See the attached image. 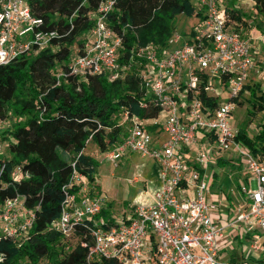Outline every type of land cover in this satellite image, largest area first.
I'll use <instances>...</instances> for the list:
<instances>
[{"label": "built area", "instance_id": "obj_1", "mask_svg": "<svg viewBox=\"0 0 264 264\" xmlns=\"http://www.w3.org/2000/svg\"><path fill=\"white\" fill-rule=\"evenodd\" d=\"M194 1L201 14L186 37L174 30L166 40L167 47L160 51L148 44L134 48L140 65L135 72L145 90L138 103L145 106L147 100L160 112L157 117L141 120L123 111L120 125L126 124L124 134L105 152L114 165L130 152L155 163L159 184L152 202L134 205L108 223L98 216L103 197L89 194L86 181L76 171L72 169L68 183L61 187L59 215L47 229L66 237L75 225L89 220L90 243L80 242L87 248L85 264L99 259L119 264H248L244 259L218 256L224 228L236 222L250 233V247L262 250L263 244L261 248L257 244L264 242V158L258 159L235 139L237 128L229 121L249 73L257 72V51L242 25L234 26L224 11L230 0ZM252 1L232 0V6ZM113 2L102 0L90 13L92 25L85 33V42L73 49L64 67L51 70L54 84L67 76L86 79L103 71L109 73V80L123 76L125 67L117 62L121 36L105 21ZM41 25L26 0H0V65L36 53L58 37L55 30H44ZM224 91L227 98L217 102ZM201 94L213 96L215 104H205ZM146 125L159 127L163 139L154 141ZM6 126L0 115V132ZM8 140V136L0 137V177ZM190 149L193 154L186 160L185 150ZM213 151H232L242 159L243 172L249 178L237 185L238 213L224 225L216 223L218 206L207 197L205 169L213 160ZM10 175L13 179L21 176L19 165ZM73 186L76 189L71 190ZM33 219L22 195L4 199L0 204V238L8 237L21 245L28 238Z\"/></svg>", "mask_w": 264, "mask_h": 264}, {"label": "trees", "instance_id": "obj_2", "mask_svg": "<svg viewBox=\"0 0 264 264\" xmlns=\"http://www.w3.org/2000/svg\"><path fill=\"white\" fill-rule=\"evenodd\" d=\"M100 1L26 0L31 14L41 19V28L55 30L58 37L36 53L20 55L0 65V115L7 123L0 137L11 138L4 151L7 158L0 177V204L20 194L24 207L34 214L28 238L21 245L8 237L0 238V264H25L27 260L29 264H39L46 259L51 264H85L87 248L80 242L90 243L89 220H84L88 225H75L66 237L47 229L59 215L61 187L68 183L73 169L93 195L97 161L83 151L85 144L91 142L100 152L112 149L124 134L117 121L123 111L141 120L158 116L157 105L147 100L145 106L138 103L145 90L135 72L140 65L133 50L147 44L158 51L166 48L178 16L201 14L193 0H114L105 21L121 36L117 62L125 67L123 76L109 80V73L103 71L86 79L67 76L54 84L50 71L66 65L74 45L82 46L79 37L91 27L90 13ZM251 5L264 22V0H253ZM224 11L234 26L248 25L245 13L233 7L232 0ZM242 89L255 97L249 84L245 83ZM200 98L209 106L215 104L211 95L201 94ZM259 99H247L252 109L264 108ZM235 139L258 159L264 158V123L251 137L243 126L238 127ZM224 162L216 159L217 164ZM16 165L21 176L13 179L10 173ZM108 214L104 204L98 216L110 223ZM92 264L119 263L99 259ZM256 264H264V255L256 259Z\"/></svg>", "mask_w": 264, "mask_h": 264}, {"label": "rangeland", "instance_id": "obj_3", "mask_svg": "<svg viewBox=\"0 0 264 264\" xmlns=\"http://www.w3.org/2000/svg\"><path fill=\"white\" fill-rule=\"evenodd\" d=\"M236 2L237 4L239 3V1ZM238 9L245 13L249 21L248 25L243 27V29L246 30L248 28L252 38H258V35L262 36L259 41H256V39L251 40L252 46H254L253 48L256 50L258 47L255 66L259 65L261 71L255 76L253 83L249 84V88L253 89L256 98L259 99V96H261L259 100L264 102V22L251 3L249 5L241 3L238 5ZM198 17L178 16L174 23L176 32L186 37L191 27L195 26L197 23ZM247 36H249V34ZM79 38L83 44L85 42V33ZM255 41L258 44H256ZM74 47L75 45L72 48L75 49ZM242 92V96L239 100L240 103L235 104L229 121L233 127L238 128L243 126L246 135L251 137L260 130L261 124L264 123V108L252 109L247 99L251 97L254 99L255 97L251 96L247 89H244ZM227 95L228 93L224 91L216 101L219 102L227 98ZM117 121H120V117L117 118ZM125 125L126 124H121L122 129H124ZM207 147L210 146L208 145ZM83 151L97 161L93 174V184L95 188L92 192L103 197L107 212L114 216H118L127 213L129 208L134 205L144 204L143 201L145 197L148 198L149 192H151V186L146 185L144 182L145 177L149 176L147 172L150 167V161L147 158L140 157L136 152H130L126 158H120L116 165H114L106 158L105 152L98 151L96 146L91 142L85 144ZM210 155L213 159L216 156L225 158L224 163H218L217 165L210 160L211 162H209L207 166L210 168L209 171H214L216 174L213 178V185L211 188H213L214 191L221 190L226 195L228 194L229 197L228 200V198H225L223 195L222 197L215 196L214 200L216 205L218 209L224 212L227 210L223 206L230 205L231 211L229 214L233 219L238 213L239 198L236 192V186L239 183L238 179L243 178V161L240 157L233 156L232 151H220L218 153L217 151H213ZM209 171L207 174L210 173ZM132 178H135V180H132ZM218 186H220V188H218ZM100 218L102 217L100 216ZM237 225L239 226L241 224H237L236 222V226ZM233 231L236 233V230L233 229ZM247 239L244 237L241 238L240 243L235 239L230 244L231 247H228L229 249L225 247L222 250L221 256L227 258L230 250H236L237 252L241 251L243 259H245L248 264H256V259L264 255V246L258 241L257 245H259V248L262 246V250H253L249 247L250 237L248 240ZM27 262L28 263L25 264H29L28 260ZM38 263L51 264L49 259H46L44 262L43 260L42 262L38 261Z\"/></svg>", "mask_w": 264, "mask_h": 264}, {"label": "crops", "instance_id": "obj_4", "mask_svg": "<svg viewBox=\"0 0 264 264\" xmlns=\"http://www.w3.org/2000/svg\"><path fill=\"white\" fill-rule=\"evenodd\" d=\"M244 32H245L246 36L249 34L250 37L249 36L248 37L251 38V40L252 39H256V41H259L261 39V37H262L261 35H258V38H252V36L250 35V32H249L248 28L246 30H244ZM256 41H255V43L258 44ZM257 50H258V47L256 48V51ZM260 71H261V69H259V65H258L257 72L251 71L249 73V78L246 81V83L247 84L253 83V81L255 79V76H257ZM147 129L149 130V132H150V134H151V136H152V138H153L154 141L160 142L163 139L164 134H163V132L161 131V129L159 127L151 126L150 125V126H148ZM128 154L129 153H127L126 155H124L123 158H126ZM192 154H193V152H192L191 149L190 150H185L184 158L186 160H188L189 158H191V155ZM217 158H221V159L225 160V158H223L221 156H216L212 160L215 165H217V163H216V159ZM148 160L150 161V167H149V170L147 172V174L149 176L148 177H145L144 182H145L146 185L151 186V192H149V197L148 198L145 197V199L143 201L144 204H149V203L152 202V194H153V191L155 190V188L159 184V179L157 178V167H156L155 163L151 159H148ZM209 170H210V168H208V166H207L206 169H205L206 175L208 177V182H207V190H208V193H207V197L210 198V199H214L215 196L222 197V195H223L225 198L227 197L228 200H229L228 194L226 195L221 190H218V191L215 190L214 191L213 188H211V186L213 185L212 184L213 178L215 177L216 174H215L214 171H209ZM208 171L210 172L209 174H207ZM248 180H249V178L247 177V174L244 173V172H243V178L238 179L239 183H244V182H247ZM218 188H220V186H218ZM223 207H225L227 211L224 212L223 210H220L217 207V210H215V214H214L215 221L219 225H224L225 223H227V221H229V220L232 219L230 217V214H229V212L231 211V206L230 205H225ZM108 215L110 216V219H116V218L120 217V215L114 216V215H112L110 213ZM235 227H237V228H235ZM233 229L236 230V233H235V231H233ZM233 232H234V234H233ZM223 233H224V237L221 240L220 249H219V253H218L219 258L220 259H228V260H232V261H237V260L243 259L242 252L241 251L240 252H237L236 250H230L229 254L227 255V258H225V256H221V252H222V250L225 247H227V248L228 247H231L230 244L235 239L239 243H240L241 238H243V237L245 239H247V238L249 239V237H250L249 234L250 233H247L245 231L243 225H239V226L237 225L236 226V223H234L233 225H230V226H226L224 228ZM249 247H250V245H249Z\"/></svg>", "mask_w": 264, "mask_h": 264}]
</instances>
